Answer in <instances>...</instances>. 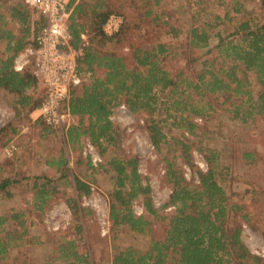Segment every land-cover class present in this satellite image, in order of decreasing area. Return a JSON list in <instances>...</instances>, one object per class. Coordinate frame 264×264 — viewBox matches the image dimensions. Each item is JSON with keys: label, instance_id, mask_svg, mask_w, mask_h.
Segmentation results:
<instances>
[{"label": "trees", "instance_id": "trees-1", "mask_svg": "<svg viewBox=\"0 0 264 264\" xmlns=\"http://www.w3.org/2000/svg\"><path fill=\"white\" fill-rule=\"evenodd\" d=\"M166 1L67 0V8L72 7L69 44L76 47L79 33L86 34L90 44L77 66L89 71L91 79L70 89L62 105L73 123L45 153L44 165L51 173L29 174L28 154L21 145L17 155L15 152L9 160L0 162V192L28 184L29 193L26 207L0 215V262L17 251L13 264H27L21 258L28 243L30 215L39 221L61 200L76 218H81L85 209L79 208L76 200L87 196L90 188L70 172L67 154L88 143L102 161L96 168L112 173L113 186L107 195L109 231L121 228L122 232L143 236L147 245L143 250L119 248L112 245L113 239L108 248V240L101 238V257L96 260L89 250L77 253V244L69 240L53 252L59 264H264V256L251 254L240 239V222L254 231L258 229L254 221L264 224L262 190L250 187L246 191L248 200L244 196L230 198L219 185L227 175L222 171L228 167L214 165L218 154L205 150L207 168L201 172L193 166L186 139L167 137L161 125L171 117L174 126L193 135L195 124L190 117H202L216 107L230 111L242 122L253 123L257 118L264 122V1L258 5L260 16L253 17L246 9L249 0H207L204 8L211 1L217 12L210 21H201L198 17L205 13L203 0H180L187 4L193 23L185 32L181 62L175 59L177 50L170 51V46L159 41L160 35L176 37L178 33L168 24ZM122 7L126 10L119 14V31L104 36L100 31L103 21L109 14L120 13ZM43 24L36 11L22 0H0V100L13 110L15 119L21 116L26 120L44 96L43 86L32 75V66L13 69L15 58L32 44ZM217 27L220 31L214 32ZM210 37L215 39L214 44L208 43ZM166 59L177 63L167 68ZM119 105L130 114L146 115L145 131L156 152L161 144L169 143L166 154L175 151L171 159L167 155L163 159L164 182L171 190L160 209L152 206L149 186L137 173L133 156L113 153L109 160L104 158L103 145L116 146V130L109 117ZM155 113L163 115L162 119H155ZM14 121L0 128V149L14 143L11 140L18 132ZM50 130L38 125L43 135L54 132ZM259 142L264 146V133ZM254 155V151H243L240 159L252 161ZM175 158L195 175V184L179 174ZM86 164L90 166L89 161ZM66 186L68 197L61 188ZM139 198L144 215H136L131 209V203ZM163 208L171 211L162 213ZM156 226L162 227L158 235L154 233ZM88 230L84 222L76 225V231H83L81 236L86 237L85 245Z\"/></svg>", "mask_w": 264, "mask_h": 264}, {"label": "rangeland", "instance_id": "rangeland-1", "mask_svg": "<svg viewBox=\"0 0 264 264\" xmlns=\"http://www.w3.org/2000/svg\"><path fill=\"white\" fill-rule=\"evenodd\" d=\"M260 1L249 0L246 4V9L252 11L253 17H258L261 14L258 7ZM166 4L168 8V24L172 25L178 33L176 37L160 35L159 41L165 46H170V51L177 50L178 56L175 59L181 62L184 59L181 56L183 53L181 48L185 39V32L193 24L191 23L192 18L190 21L188 6L185 2L169 0V2L166 1ZM206 4L207 0H203L201 7L205 13L203 12L198 17L201 21H210L211 15L217 12L216 8L211 7V1L207 9L204 8ZM191 8L195 9L194 6H191ZM125 10L126 7H122L121 12L118 14L122 15ZM73 19L77 20L76 15ZM212 31L213 29L209 33L211 34ZM216 31H220L219 27L214 29V32ZM88 43L90 44L89 40ZM208 43L214 44L215 39L210 37ZM122 51L124 52L126 49L123 48ZM175 59L164 60V66L167 68L173 67L177 63ZM169 114L172 116L176 115L171 111ZM182 115L185 116L186 114ZM231 115L230 111L224 110L222 107H216L202 117H190L195 124L192 130L193 135H188L184 128L180 126H174L171 117H169L161 124L162 131L167 137H183L186 139L187 144L190 146L189 152L193 166L201 172H204L207 168L204 161V157L207 156L205 150L216 152L218 158L214 165L222 163L224 167H228L227 171H222V174L226 172L227 175L224 182L219 183V185L230 198L244 196L248 200L250 197L246 191H249L250 187H256L262 190V198L264 200V146H261L259 142L264 133V122L259 118L253 123L249 120L242 122L239 118H233ZM26 117V120H22L21 116L15 119L13 110L0 100V128L16 120L13 124L17 127L18 132L11 141H14L17 147L16 155L19 153L20 145L22 149L24 148L23 151L27 152L26 163L29 165V174L51 173L44 165V160L46 159L44 156L47 149L55 145L56 137L63 138V130L52 129L53 133L43 135L38 131V125H43L37 120L36 112L31 111ZM162 117L163 115L161 114H154L155 119L159 120ZM109 120L116 130V146L103 145L106 147L104 158L106 157L109 160L113 153L133 156L136 159L137 173L146 180L149 186L148 197L152 206L155 209H160L167 202L171 190L164 182V167L166 163L163 162L165 155H167L166 151L170 149V143L167 145L161 144L159 147L160 151L156 152L151 147L145 131L146 115L142 113L130 114L123 105H119L113 110ZM19 136L21 138H18ZM85 145L86 143L81 145L80 149L67 154V165L70 172L88 184L90 188V193L87 196L78 197L76 200L77 206L85 210H83L81 218H76L60 200L44 212L41 220L38 221V219L30 215L28 219L31 224L27 227L28 243L24 247L25 253H23L21 258L25 259L27 264H59L60 262L54 259L55 253L53 252L59 245L67 243L69 240L77 244V253L82 250L84 252L89 250V253L96 260L101 257V238L108 240V248L113 239L112 245L119 248L132 246L143 250L147 245V239L143 236L122 232L121 228L109 231L107 195L113 186L112 173L98 170L96 165L93 166L91 164V151ZM89 146L91 147V145ZM1 149L0 162L9 160V158H4L1 154ZM91 149L93 148L91 147ZM197 149H201L202 152H197ZM243 151H254L256 155H254L252 161H243L240 159V153ZM174 155L176 154L173 150L167 157L171 159ZM87 161L90 162V166L86 164ZM179 161L180 159L178 158L173 160V163L177 165L176 168L179 174L188 183L192 182L195 184L197 181L195 175ZM90 167H94L97 170L94 171ZM61 188L67 197L70 196L69 187ZM27 202H29L28 184L11 186L3 193L0 192V215L7 213L10 209H23L26 207ZM131 209L136 215H144L140 198L131 203ZM170 211L168 208H163L161 212L167 214ZM81 222H84L85 226L89 228L87 236L89 239L86 245V237L84 234L83 237L81 236L83 231L81 233L76 231V225ZM253 223L258 228L255 231L251 230L247 224L240 222V239L251 254L263 257L264 224L260 220H256ZM161 230V226H156L154 233L158 235ZM17 253V251L16 253L11 251L0 264H13Z\"/></svg>", "mask_w": 264, "mask_h": 264}, {"label": "built area", "instance_id": "built-area-1", "mask_svg": "<svg viewBox=\"0 0 264 264\" xmlns=\"http://www.w3.org/2000/svg\"><path fill=\"white\" fill-rule=\"evenodd\" d=\"M36 11L44 24L14 61L13 69L19 71L25 65L32 66V75L44 89V96L35 109L37 120L45 127L65 131L73 123V117L62 108L69 90L91 79L89 71L78 68L77 63L89 46L85 33H79L76 47L70 46L68 19L70 11L67 0H22ZM119 14H109L103 21L100 31L106 37L115 35L121 26ZM122 108V107H121ZM90 162L93 166L100 162L89 144ZM14 143L9 142L1 149L4 158H10L16 152ZM89 151V152H90Z\"/></svg>", "mask_w": 264, "mask_h": 264}, {"label": "crops", "instance_id": "crops-1", "mask_svg": "<svg viewBox=\"0 0 264 264\" xmlns=\"http://www.w3.org/2000/svg\"><path fill=\"white\" fill-rule=\"evenodd\" d=\"M77 1V0H76ZM69 9V11L71 12V10H72V7L70 6V8H68Z\"/></svg>", "mask_w": 264, "mask_h": 264}]
</instances>
